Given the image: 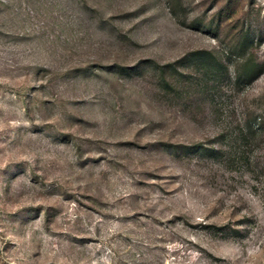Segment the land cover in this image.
I'll return each mask as SVG.
<instances>
[{"label":"rangeland","instance_id":"obj_1","mask_svg":"<svg viewBox=\"0 0 264 264\" xmlns=\"http://www.w3.org/2000/svg\"><path fill=\"white\" fill-rule=\"evenodd\" d=\"M0 264H264V0H0Z\"/></svg>","mask_w":264,"mask_h":264},{"label":"trees","instance_id":"obj_2","mask_svg":"<svg viewBox=\"0 0 264 264\" xmlns=\"http://www.w3.org/2000/svg\"><path fill=\"white\" fill-rule=\"evenodd\" d=\"M242 65H243V69H242V72H239V74L241 73V74L245 75L247 77V79L253 77L259 71V68L254 70V71L251 70L252 64H251V62H249L248 59L244 60ZM247 128L256 129V126L247 124Z\"/></svg>","mask_w":264,"mask_h":264}]
</instances>
